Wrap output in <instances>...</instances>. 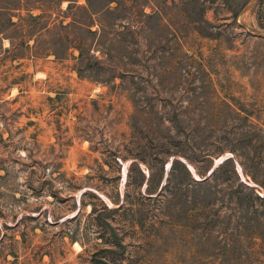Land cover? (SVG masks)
<instances>
[{
	"label": "rangeland",
	"instance_id": "rangeland-1",
	"mask_svg": "<svg viewBox=\"0 0 264 264\" xmlns=\"http://www.w3.org/2000/svg\"><path fill=\"white\" fill-rule=\"evenodd\" d=\"M0 264H264V0H0Z\"/></svg>",
	"mask_w": 264,
	"mask_h": 264
}]
</instances>
